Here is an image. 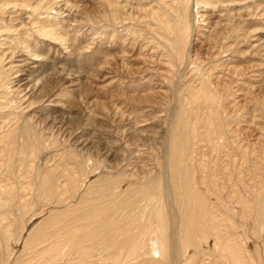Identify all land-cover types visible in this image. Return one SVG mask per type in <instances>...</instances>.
<instances>
[{
  "label": "rangeland",
  "instance_id": "rangeland-1",
  "mask_svg": "<svg viewBox=\"0 0 264 264\" xmlns=\"http://www.w3.org/2000/svg\"><path fill=\"white\" fill-rule=\"evenodd\" d=\"M38 1L29 3L35 5ZM251 1L219 0L210 3L214 9L210 4L201 3L198 8L191 5L185 12L191 26L188 41L180 47L181 57L175 58L168 46L172 32L159 28L150 14L160 9L174 16L169 0H44L41 11L51 12L46 18L56 24L51 25L61 32L65 47L56 41L35 40L37 45L41 43L42 48L37 46L36 50L44 56L42 63L50 74L46 80L48 97L27 113L35 115L40 128L46 127L43 131L50 144L34 165L39 170L53 169L60 182H64L59 176L62 171L74 169L84 181L75 197H67L53 208L33 203V215H24L20 223L9 226L19 234L10 241L8 260L0 251V264H18L32 256L33 244H23L24 239L38 236L35 232L40 230L53 231L55 225L46 227L48 220L70 222L80 217L88 222L93 207L86 195L96 198L93 203L106 204V215L115 203L122 204L117 216L122 214L123 218H117L118 224L134 222L136 208L132 200L138 194L143 199L145 195L143 185L128 182L159 179L164 162L173 168L176 155L172 138L176 132V138L181 139L183 132L193 134L195 129L189 149L191 160L199 167L200 161H213L208 164L213 188L207 184L211 191L205 196L217 216L224 212L223 202L233 212L239 210L230 196L240 192L234 186L241 180L250 184L245 187L246 198L250 188L261 190L264 197V0H255L246 7ZM220 3L236 9L221 10ZM205 78L218 96L214 120L218 129L212 134L207 129L210 113L204 116L205 104L190 97L189 90L192 86L198 88ZM190 119L189 129L186 124ZM221 132L223 146L215 153L209 145L214 140L221 142L216 134ZM113 179H117L118 187H110L108 193L104 189L106 181ZM155 193L161 196V186ZM215 193L221 199L214 197ZM241 217L240 228L247 230ZM93 218L92 227L83 229V241L70 256L71 264H83L85 254L97 257L93 248L99 246V231L111 229V223L104 229L98 216ZM246 236L247 249L257 252L259 240ZM206 247L208 244L200 245L193 258L185 259L192 253L189 249L185 258H179L180 264H221L205 251ZM259 251L263 255L264 250ZM161 262L170 264L168 259ZM133 264L149 262L141 259Z\"/></svg>",
  "mask_w": 264,
  "mask_h": 264
},
{
  "label": "bare ground",
  "instance_id": "bare-ground-1",
  "mask_svg": "<svg viewBox=\"0 0 264 264\" xmlns=\"http://www.w3.org/2000/svg\"><path fill=\"white\" fill-rule=\"evenodd\" d=\"M217 1L219 0H169L170 7L175 12L174 16L160 9H151V18L156 21L158 27L166 32L167 30L172 32L168 38V46L174 52L175 58L181 57L180 47H184L189 37L190 25L185 19L187 8L191 5L198 8L201 3L210 4ZM254 1L248 2L246 7L252 5ZM29 2L30 0H0V233L2 235L0 251L4 260L9 259L8 248L12 244L10 241L16 239L19 234L15 232L16 230L8 228L9 226L20 223L24 215H33V203L40 202L41 205L53 208L57 203L64 202L67 197H75V192L77 193V190L83 186L84 181L81 174L76 176L74 169L62 171L59 176L63 177L64 182H60L54 176L53 169L39 170L34 165V160L50 144V141L46 142L47 138L43 131L46 127L40 128L41 125L37 124L35 115L27 113L31 106L35 107L46 98V80L50 76L42 63L44 56L36 50L41 43L38 42L39 45H37L35 40L40 39V42L44 40L48 43L56 41L58 45L65 47V39L57 27L51 25L55 23L46 18L51 12L41 11L45 6L44 0L38 1L35 5ZM159 2L162 3L163 0ZM238 5L243 7V4ZM213 7L211 8L214 9ZM218 7L224 11L235 8L222 3ZM42 14L45 15L42 16ZM112 15H115L114 12ZM17 19L20 21H15ZM15 22L18 24H14ZM7 63H9L8 68H4ZM58 73H62V70L60 69ZM207 79H202L198 88L192 86L189 90L190 97L196 102L200 100V103L205 104L204 116L207 111L210 113L207 129L212 134V131L215 132L218 129L214 122L217 117L215 110L218 107V96L216 91L208 85ZM190 122L191 119L189 124L185 123L189 129ZM195 133H197L195 129L193 134L183 132L184 137L181 139L176 138L179 135L178 132L174 133L172 145L176 163L173 168H170V164L164 162L159 171L162 177L160 175V178L155 180V177H152L145 181L128 182V185L144 186H142V194L145 198L138 194L132 200L131 205L136 208L134 222L122 219L124 223L118 224L117 218H123L122 214L117 216L122 204L115 203L112 212L106 215L107 205L102 204L101 201L93 203L96 198H93V195H86L93 207L89 221L84 222L80 217L70 222L48 220L46 227L49 224L51 228L55 225L54 230H40L35 232L38 236L41 234L40 237L33 235L31 239L25 238L23 244H33L31 246L34 247L31 251L33 255L18 264H71L70 256L76 252L78 245L83 241L81 237L83 229L92 227L96 220L94 216H98L97 219L100 220V225L104 229L111 223V229L108 227L106 231L102 229L99 231L102 233L97 242L99 246L93 248L97 252V257L90 258L88 254L81 253L85 254L81 258L85 260L83 264H133L141 259L148 261L149 264H162L161 261L167 259L170 260V264H180L179 258L183 256L185 258L189 254L186 251L192 249V253L185 259L193 258V255L198 252L196 249L206 244L208 247L205 251L220 260L221 264H264V252L262 255V251H259L260 248L264 250V231H262L264 197L261 190L254 192L250 188L247 192L249 197L246 198L245 187L250 184L245 179L241 180L239 185L234 186L240 189V192L237 195L230 194L234 203L239 205V210L233 212L228 208V203L223 202L221 206L224 212L220 217L217 216L205 196L207 195L205 192L213 188L214 180L208 173L210 169L208 164L209 162L213 164V161L206 160L204 163L200 161L202 166L199 167L196 163V168L195 162L193 163L189 155ZM216 134L221 142L214 140L211 147L209 145V149L218 153L219 148L223 146L224 136L222 132ZM205 136L208 137L207 141L210 144V134L207 133ZM233 167L235 168L236 164ZM200 169L203 173H197ZM106 182L104 189L108 193L110 187H118L115 185L117 179ZM207 184L211 188H207ZM160 186L161 196L155 193ZM205 187L207 189H202ZM104 195L106 194L100 196ZM219 196L218 193L214 194V197L221 199ZM96 197L99 198L98 195ZM82 202L83 200H79L80 204ZM226 208L229 211L228 215ZM240 215L247 230L240 228ZM80 219H82L81 222ZM167 219L169 224L166 223ZM216 221H222L221 224L218 222L219 227ZM19 227L22 226L19 225ZM246 235L253 236L254 241L259 240L257 252L245 246ZM189 262L191 260L187 263Z\"/></svg>",
  "mask_w": 264,
  "mask_h": 264
}]
</instances>
